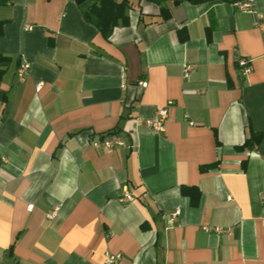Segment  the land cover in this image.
<instances>
[{
	"label": "crops",
	"instance_id": "1",
	"mask_svg": "<svg viewBox=\"0 0 264 264\" xmlns=\"http://www.w3.org/2000/svg\"><path fill=\"white\" fill-rule=\"evenodd\" d=\"M128 1L107 41L76 0H0V264H264V138L237 150L264 133V0Z\"/></svg>",
	"mask_w": 264,
	"mask_h": 264
},
{
	"label": "built area",
	"instance_id": "2",
	"mask_svg": "<svg viewBox=\"0 0 264 264\" xmlns=\"http://www.w3.org/2000/svg\"><path fill=\"white\" fill-rule=\"evenodd\" d=\"M235 5L242 11L247 13H253V0H242L235 2ZM30 30L31 28H27ZM238 64L241 69L242 75L246 76L252 71V66L250 62L245 58H239ZM30 65L27 63H23L17 70V78L20 82H23L29 72ZM194 71V66L192 65H186L184 67V77L188 78L191 74V72ZM141 87L146 88L147 83L146 82H140L139 83ZM43 87V83H39L36 86L37 92H39ZM168 119V111L167 109L163 108L157 111L155 116L152 119H149L146 121V124L153 129L157 133H162L165 131V124ZM126 146V142L122 139V137L119 134H110L105 136L101 140L94 141L92 143V147L97 150L102 151H110L116 148H121ZM123 200L126 201H133V196L129 192H125L122 197ZM262 201L264 202V194L262 195ZM33 206H28V210H32ZM181 212L180 210H177L174 214H170L168 216V221L170 224H173L176 222L177 218L180 216ZM203 230L207 234H215L219 235L222 233H229L230 230H226L221 227H203ZM123 259V256L121 254H113V253H107L105 256L104 264H120Z\"/></svg>",
	"mask_w": 264,
	"mask_h": 264
},
{
	"label": "trees",
	"instance_id": "3",
	"mask_svg": "<svg viewBox=\"0 0 264 264\" xmlns=\"http://www.w3.org/2000/svg\"><path fill=\"white\" fill-rule=\"evenodd\" d=\"M183 0H176V2ZM198 2L200 0H190ZM76 2L83 9V16L85 20L94 25L105 40H109L114 29L118 26H126L129 23L128 11L130 4L128 0H122L118 2L116 0H76ZM3 22L0 21V36L3 34ZM180 39L184 41L187 39V34L184 31H180ZM10 59L0 55V63L7 62ZM3 71L0 69V78ZM116 134V131H110L107 133ZM264 138V133L255 132L251 125L248 127V136L245 143L241 147H237V150L253 149L258 147ZM215 165L202 167V171L211 169ZM197 192V191H195ZM184 195H189L190 189H183ZM199 194V193H198ZM199 198L197 197V200ZM192 200V199H191ZM194 203V202H193ZM198 204L197 202L195 203Z\"/></svg>",
	"mask_w": 264,
	"mask_h": 264
}]
</instances>
